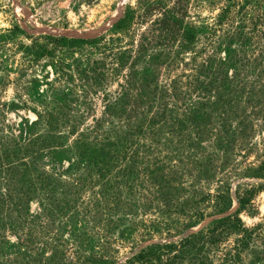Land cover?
<instances>
[{
	"label": "rangeland",
	"instance_id": "rangeland-1",
	"mask_svg": "<svg viewBox=\"0 0 264 264\" xmlns=\"http://www.w3.org/2000/svg\"><path fill=\"white\" fill-rule=\"evenodd\" d=\"M137 1L0 0V181L6 178L12 182L16 195L21 196L19 186L25 175L43 174L50 179L47 185L35 184L40 190L35 192L26 209L1 210L0 264L123 263L146 244L141 242L145 234L143 226L159 219L154 207H163L162 202H153L146 192L139 198L134 193L140 201L137 205L153 207L143 212L132 207V196L129 201L125 200L129 193L125 196L124 187L105 191L103 178L108 174L94 155L82 158L71 152L50 158L45 155L48 148L40 151L38 146H33V150H28L23 147L27 143L23 142L20 144L23 149L19 151L13 142L18 140L26 122L31 124L39 116L50 113L57 119L56 123L51 128L48 120L42 121L32 131V140L42 139L49 131H54L57 137L54 141L59 137V145L68 148L83 133L90 145H96L90 150H96L95 155L103 150L101 158H105V139L125 143V134L135 129L145 116L150 119L151 113L164 110L174 111L181 119L184 114L190 115V111L203 115L199 125L205 130V141L198 140V143L205 149H200V154H197L200 150L195 149L192 154H196L195 159L210 158V167L216 175L210 181L196 178V173L183 175V190L179 191L182 196L195 193L201 197L229 185L232 197L229 212L233 213L239 207L238 185L249 184L257 190L246 206L249 210L239 215L245 227L255 229L240 264H264V176L257 177L259 173L264 175L258 172L264 164V49L262 45L247 42L220 69V76L210 82L205 77L208 74L203 72L205 65H216L218 54L224 60L225 47L220 51L212 47L203 52L206 41L199 34L198 41L182 49L174 62L161 59L143 75L150 53L167 49L163 43L167 46L172 43V49H178L180 44L160 43L149 36V41H143V52L137 47L150 23L161 19L163 8L182 15L186 23L199 28L213 22L223 0H158L160 4L155 10L144 18L135 19L129 29L115 31L114 24L123 17L126 8L135 6ZM173 16L168 14L165 18L169 17L170 23ZM167 28H172L175 35L181 33L172 25ZM62 37L66 41L59 40ZM72 39L96 41L69 43ZM39 47L51 54L35 57ZM209 58L212 61H207ZM174 80L178 82L172 92L168 90L160 97L169 106L151 108L156 86L170 87ZM156 91L159 94V90ZM153 129L155 132L146 134L148 138L144 142L160 148L167 141L171 146L178 141L186 146L187 141L194 139V134L192 138L168 135L172 125L163 118ZM217 133L222 143L217 142ZM136 141L137 136L131 140ZM140 145L138 141L134 149ZM14 152L21 162L24 158L25 168L16 164L15 169L9 170L3 164L7 155ZM40 154H44L42 158H38ZM71 165L73 169L69 171ZM245 189L248 187H241L240 194ZM113 195L121 196L115 201L111 198ZM224 216L226 214L220 217ZM69 217L78 225V230L70 234L69 226H63ZM217 218H206L197 226L170 237L163 232L153 241L177 242L188 231L198 232ZM176 219L184 221L183 216ZM129 227L133 231L128 232ZM235 239L231 236L220 245L211 258L212 264H223L224 255L233 252ZM21 241L24 242L22 250L10 247ZM22 251L25 254L21 255ZM54 253L57 256L49 261L47 258Z\"/></svg>",
	"mask_w": 264,
	"mask_h": 264
},
{
	"label": "trees",
	"instance_id": "trees-1",
	"mask_svg": "<svg viewBox=\"0 0 264 264\" xmlns=\"http://www.w3.org/2000/svg\"><path fill=\"white\" fill-rule=\"evenodd\" d=\"M159 4L160 1L158 0H138L135 6L126 8L123 17L114 24V30L124 31L129 29L135 19L144 18L148 13L155 10L154 7ZM170 13L172 12L163 8L161 19L150 23L148 28L145 29V33H142L141 41L137 47L139 51L143 52V41H149L151 39L149 36H151L156 38L157 42L160 43L164 41L168 43L174 42V44L179 42L178 49H172V43L170 46L163 43V46L167 47V49L148 55L150 62L147 64V67L143 69L141 73L143 75L147 74V71L151 69L154 64H158L161 59H168L166 61L174 62L179 57L178 55L182 49L198 41L197 35L199 34H201L202 38L206 41V47L203 48V52L212 49V47L219 51L222 50V46L225 47L224 60L221 59L216 52L219 62L214 66L209 63L205 65L206 70L203 72L208 74L205 77L208 80L210 79V82H214L220 76V69L225 67V65L236 56L238 51L247 45V42L254 45H262L264 49V0H223L219 13L213 22L199 28L192 27L186 23L182 15ZM168 14L174 15L170 19V23L168 22L169 17L165 18ZM170 25L177 27L181 33L179 35L172 33V28H167L170 27ZM59 40L66 41V38L62 37L59 38ZM95 41L96 39H72L68 42L92 43ZM125 53L128 52H123V54ZM45 54L51 53L47 49L39 47V50L35 53V57H42ZM151 60L154 61V63L151 62ZM207 61H212V59L209 58ZM150 73H152V70H150ZM177 82V80L172 81L170 87H166V84H159V86H156L153 90L155 101L151 108L158 106L168 107L169 103L164 101V98L160 100V97L161 95L164 96V93L166 95L167 92H172V88H175L174 85ZM200 83H203V81ZM156 90H159V94ZM196 95L198 96L199 94L196 93ZM12 104L13 103H11V105ZM12 106L16 107L17 105L13 104ZM151 114L153 115L150 119L145 116L140 123H137L135 129L125 134L127 135L123 140L125 143H123L122 140L112 142L105 139V158H101V156L104 155L103 150L99 152L100 155H95L98 153L96 150H90L96 145H90L83 133H80L81 137L74 142L72 147L68 148H63V146L59 145V137L57 141H54L57 139L54 131H49L42 139L38 137L32 140V131L40 126L42 121L48 120L47 125L51 128L52 124L56 123L57 119L50 113L44 117L39 116L37 121L31 124L26 122L25 126L21 129L20 136L17 137L18 140L14 141L12 139V141H14L13 145L19 151H22L23 147L28 150H33V146H38L40 151L45 150L44 148H48V153H45V155L48 154L50 158L54 156H63V154L71 152H75L82 158L94 155V157L99 158L104 173L108 174L107 178H103L105 182V191L114 187H116V191H118L120 187H124L126 190L125 196L129 193L125 200L129 201V198L132 196L134 198V205L132 207H138L142 209L143 212L153 208L137 205V203L140 202L137 198L143 197V192L150 194L153 202H162L163 207H154L159 213V219L143 226L145 234H143L141 242L147 243L153 241L155 236L160 237L163 232H165L168 237L173 236V234H181L197 226L206 218L228 213L232 206L229 185L221 186L220 188L222 191L217 189L213 194L206 193L201 197L195 193L185 197L179 192L183 190L181 179L185 174L190 176L196 173V178H202V180L205 181H210L216 177L213 172L214 168L210 167L209 164L210 158L204 157L203 159H195L196 154H192L195 149H205V147L201 145L202 143H198V140L202 142L205 141L203 139L205 130L203 127L201 128L202 125H199V123L202 122L203 115H200L196 111H190V115L184 114L183 119H181L172 110L168 113L164 110L163 112H153ZM162 118L166 123L172 125V129L168 135L175 134L177 138L180 136L192 138L194 134L195 140L190 139L187 141L188 144L186 146L178 143L180 141L175 142V146H171V142L167 141L161 145V148L153 145L151 142L145 143L144 141L148 138L146 134L155 132L153 128L155 125L161 123ZM164 126H166L165 123ZM217 135V142L222 143L223 139L220 133H217ZM135 136H137V141L132 143L131 140ZM162 138H164V136ZM141 140L143 142H141ZM138 141H140L142 145L134 149ZM214 141L216 140L214 139ZM22 142L27 144L20 147ZM209 142L212 143V139H209ZM210 143L208 147H210ZM132 146H134L133 150H131ZM201 151L202 150L197 152V154H200ZM43 155L44 154L38 155V158H42ZM128 155L129 157H127ZM10 157L13 158L14 161H11ZM6 158L3 164L8 167L9 170L15 169L16 164L23 165L24 168L27 166V163H24V158H22L21 162L15 152L7 155ZM17 161L20 162L18 163ZM123 163H125V165H122ZM261 165L258 172H264V164ZM68 169L71 171L73 165L69 166ZM113 174L114 176H112ZM258 176L264 175H260L259 173L257 177ZM45 178L46 180H43ZM38 182L42 184H40V186L47 185L50 182L49 176L43 174L36 175L35 177L29 174L27 176L25 175L19 186V191H21L22 194L21 196H17L16 186L12 182H8L6 178H2L0 181V222L2 221L1 210H6V212L11 209L24 210L29 206L30 201L34 198L33 195L35 192L40 190L39 187L35 186ZM109 182L110 186L108 185ZM243 186L248 187V189H245L244 193L240 194L239 189ZM259 188L260 186L257 187V189ZM256 191L257 190L252 185H238L236 198L239 207L235 212L212 220L202 230L190 234L177 242H153L148 244L120 264H212L211 258L217 254L220 245L231 236L236 237L234 240V247L232 248L233 252H228L224 255L223 264H240L243 261L244 252L249 249L255 229L245 227L239 215L249 210L250 207L246 206ZM134 193L137 194V198L134 196ZM113 194L119 195L120 192H113ZM120 196L118 198L113 195L111 198L118 201ZM179 216L180 218L183 216L184 221L179 222V219H176L179 218ZM74 220L72 217H69V220L64 222L63 226H69L67 229L69 234L72 233V231L78 230V225ZM178 224L179 226H177ZM126 230L128 232H131V230L133 231L130 227ZM67 244H70V242H67ZM58 245L59 244H57L56 247H58ZM10 247L22 250L24 248V242L21 241V243L19 242L15 246L10 245ZM22 254H25V251H22L21 255ZM55 256H57V253H54V255L47 259L51 261ZM101 264L106 263L102 262Z\"/></svg>",
	"mask_w": 264,
	"mask_h": 264
},
{
	"label": "water",
	"instance_id": "water-1",
	"mask_svg": "<svg viewBox=\"0 0 264 264\" xmlns=\"http://www.w3.org/2000/svg\"><path fill=\"white\" fill-rule=\"evenodd\" d=\"M231 212H228V213H225L226 215L227 214H230ZM225 214H223V215H225ZM220 216H222V215H219V216H215V217H211V218H219ZM195 232H197V231H188L187 233H185L182 237H181V239L182 238H184V237H186V236H188V235H190V234H193V233H195ZM154 241H152V242H148V243H146V244H144L143 246H141V248H143V247H145L146 245H148V244H151V243H153ZM140 248V249H141Z\"/></svg>",
	"mask_w": 264,
	"mask_h": 264
}]
</instances>
